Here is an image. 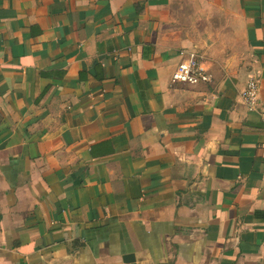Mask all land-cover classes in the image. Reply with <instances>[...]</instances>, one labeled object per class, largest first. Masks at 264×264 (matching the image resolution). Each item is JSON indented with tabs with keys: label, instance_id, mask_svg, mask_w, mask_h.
Instances as JSON below:
<instances>
[{
	"label": "crops",
	"instance_id": "crops-1",
	"mask_svg": "<svg viewBox=\"0 0 264 264\" xmlns=\"http://www.w3.org/2000/svg\"><path fill=\"white\" fill-rule=\"evenodd\" d=\"M263 143L264 0H0V264H264Z\"/></svg>",
	"mask_w": 264,
	"mask_h": 264
},
{
	"label": "built area",
	"instance_id": "built-area-1",
	"mask_svg": "<svg viewBox=\"0 0 264 264\" xmlns=\"http://www.w3.org/2000/svg\"><path fill=\"white\" fill-rule=\"evenodd\" d=\"M183 58L172 76L173 83L195 86L201 83H210L212 75L206 70L200 56L192 51L180 52ZM242 99L250 111H256L260 103V85L257 79H251L242 92ZM264 147V143L262 144Z\"/></svg>",
	"mask_w": 264,
	"mask_h": 264
}]
</instances>
